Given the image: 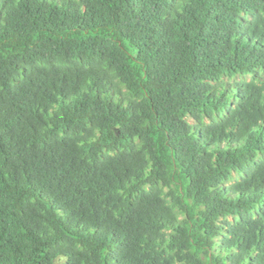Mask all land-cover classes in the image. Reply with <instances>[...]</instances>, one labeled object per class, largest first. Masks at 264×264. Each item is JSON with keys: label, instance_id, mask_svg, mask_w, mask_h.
Wrapping results in <instances>:
<instances>
[{"label": "trees", "instance_id": "1", "mask_svg": "<svg viewBox=\"0 0 264 264\" xmlns=\"http://www.w3.org/2000/svg\"><path fill=\"white\" fill-rule=\"evenodd\" d=\"M0 264H264V0H0Z\"/></svg>", "mask_w": 264, "mask_h": 264}]
</instances>
